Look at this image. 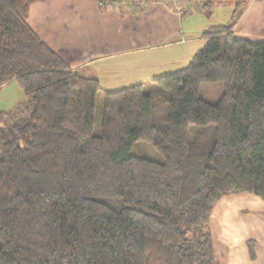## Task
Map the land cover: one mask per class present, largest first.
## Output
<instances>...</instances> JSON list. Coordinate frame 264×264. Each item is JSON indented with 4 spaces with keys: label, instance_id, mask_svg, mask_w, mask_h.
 Here are the masks:
<instances>
[{
    "label": "trees",
    "instance_id": "1",
    "mask_svg": "<svg viewBox=\"0 0 264 264\" xmlns=\"http://www.w3.org/2000/svg\"><path fill=\"white\" fill-rule=\"evenodd\" d=\"M37 1L0 0V89L26 95L0 109V264H217L219 200L264 201V40L234 33L249 0L201 32L186 66L115 90L38 36ZM208 82L223 85L216 102Z\"/></svg>",
    "mask_w": 264,
    "mask_h": 264
},
{
    "label": "crops",
    "instance_id": "2",
    "mask_svg": "<svg viewBox=\"0 0 264 264\" xmlns=\"http://www.w3.org/2000/svg\"><path fill=\"white\" fill-rule=\"evenodd\" d=\"M200 1L195 0L197 11L203 7ZM192 2L177 5L175 0H39L30 6L28 23L72 69L96 77L102 87H116L119 82L125 87L159 76L152 74L160 68L188 63L204 44L200 37L205 29L191 31L185 26ZM234 33L237 37L264 40V0H252L246 5ZM231 196L221 198L214 208L220 225L218 235L213 236L217 262L264 264V219L256 215L251 218V227H257L258 234L242 235L235 229L242 221L235 217L238 210L242 213L253 208L264 213V203L258 197ZM243 204L247 208H241ZM249 239L256 240L255 259L249 255Z\"/></svg>",
    "mask_w": 264,
    "mask_h": 264
},
{
    "label": "rangeland",
    "instance_id": "3",
    "mask_svg": "<svg viewBox=\"0 0 264 264\" xmlns=\"http://www.w3.org/2000/svg\"><path fill=\"white\" fill-rule=\"evenodd\" d=\"M175 1L178 3L177 5H179V4H185L186 5L191 0H175ZM251 1L252 0L248 1L249 3L248 2L244 3L241 6V9L244 10L246 8V5L250 4ZM205 2H206V0H202V1H200V4H204ZM232 10H233V0L216 1V2H214V4L211 6V8L209 10H205L203 8H200L198 11L196 10L195 0H193L191 7L188 9L187 14H186L187 19L185 20V26H189L191 31H196L199 29L200 30L207 29L208 27L213 26V25L227 23L231 18ZM251 31L253 32V28H251ZM200 40L203 44L204 40L201 37H200ZM258 40H263V39L259 38ZM196 44H197V46H199L200 43L196 42ZM187 64L188 63L183 62L182 65H176L174 67H171V69L160 68V69H158L157 72L153 73L152 75H155V76H156V74L161 75V74L167 73L168 70H174V69L179 68V67L182 68V67L186 66ZM120 74H121V72H120ZM152 75H150V76H152ZM122 76H123V74L120 75V77H122ZM120 84H121V82H119L116 85V87H106V85H104L103 89L115 90V89H119V88L124 87V85L121 86ZM128 84L129 85H125V86L132 85L130 83H128ZM119 86H121V87H119ZM222 91H223V85L220 82H208V83L203 84L201 87L202 96H204L205 98H207L208 100H210L212 102H216L218 100ZM25 99H26V95L16 80H11V81L5 83L0 89V109H2V110L13 109L20 102L24 101ZM98 99H99V107H98L97 112H96V124H95V129H94V132L96 134L100 133L101 108L103 105V96L99 95ZM147 153L146 154L149 157L156 158V159L160 158L159 154L152 148H150V150H148ZM235 196H245V197H251V198L258 197V199H260L264 203V201L259 196L255 195L253 193H249V192H240V193L236 194ZM235 196H231V197H235ZM244 206H248V205L243 204L241 206V208H247ZM254 215H256V216H254ZM262 215H263V212H261L258 209L248 208L247 210L243 211L242 213L238 210L236 212L235 217L239 220H242V221H241V224L235 229L242 235L258 234V232H259L258 228L257 227H255V228L251 227V218L253 216L263 218ZM208 228L212 232L214 238H216V236L218 235V233L220 231V225H219V218L216 217L215 209L212 213V217H211V220L208 224ZM255 236H257V235H255ZM214 238H213V240H214ZM215 257H216L215 258L216 263L219 264V262H217L218 256H217L216 252H215Z\"/></svg>",
    "mask_w": 264,
    "mask_h": 264
}]
</instances>
